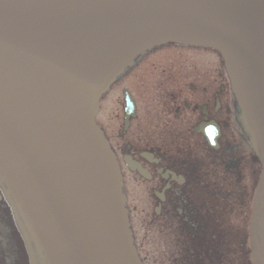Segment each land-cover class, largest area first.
Instances as JSON below:
<instances>
[{"label":"water","instance_id":"95a60500","mask_svg":"<svg viewBox=\"0 0 264 264\" xmlns=\"http://www.w3.org/2000/svg\"><path fill=\"white\" fill-rule=\"evenodd\" d=\"M166 44L223 60L261 167L248 245L264 264V0H0V175L48 264H144L97 118L113 81Z\"/></svg>","mask_w":264,"mask_h":264},{"label":"flooded vegetation","instance_id":"af4514ba","mask_svg":"<svg viewBox=\"0 0 264 264\" xmlns=\"http://www.w3.org/2000/svg\"><path fill=\"white\" fill-rule=\"evenodd\" d=\"M173 47L177 46L163 45L153 52ZM177 48L206 54L207 69L202 65L179 74L173 80L175 87L168 89L165 102L160 103L158 96L144 88L140 91L131 80L134 70L143 68L149 57L143 56L113 81L109 88L119 86L122 102L105 116L103 125L98 120L100 107L97 121L121 170L131 229L136 224L144 230L148 223L138 224L149 222L151 263L213 264L208 258L217 250L221 233L216 220L207 215L212 210L220 216L223 204L219 199L228 198L225 216L230 224L238 217L249 219V166L258 156L251 125L220 56L199 48ZM126 92L135 103V115L129 118ZM208 137H213V145ZM208 186H212L211 195H207ZM0 244L4 253H0V264H48L1 175ZM135 245L140 255L136 241ZM246 247L249 251L248 240Z\"/></svg>","mask_w":264,"mask_h":264},{"label":"rangeland","instance_id":"374dc122","mask_svg":"<svg viewBox=\"0 0 264 264\" xmlns=\"http://www.w3.org/2000/svg\"><path fill=\"white\" fill-rule=\"evenodd\" d=\"M143 56L149 57L147 58L146 63L143 64V68L140 67L138 70H134V73L131 75V80L133 83L134 81L136 82V85L140 88V91H142V89L144 88L147 89V91L150 90L151 94H154V96H158V100L160 103L165 102V93L168 91V89L175 87L176 84L173 82V80H175L179 74L186 75L190 71H193V69L197 70V68H201L202 65L206 68V66L208 65L207 55L203 52H199L197 50L195 51L194 49L173 47L170 50H163V52H153L152 50ZM171 77H173L172 81L170 79ZM121 102L122 100L119 86H112L101 100L102 116H100L98 119L100 124L105 122V116L109 113H112L113 110H116L118 103ZM259 173L260 167L258 161H256L254 164H250L249 201L251 198V193H253L257 185ZM208 188L209 190L207 191V195H211L213 190L212 186H208ZM220 196L224 197L223 194ZM219 201L224 205H222L221 215L219 216L218 214L217 216L215 214H212V210L207 215L208 218L213 217L216 220L217 228L221 233L220 244L216 245L217 250L213 249V257L208 258V263L212 262L213 264H251L249 251L246 247V242L248 240L249 233V219L246 221H240L238 217L237 222L232 221L230 224V219L226 218L225 216V211L229 207L226 204H229V200L228 198H220ZM211 208L212 206L208 207V209ZM231 217L235 216L232 215ZM225 219L228 222H226ZM145 224H147V226H145L146 228L144 230L140 226L137 227L136 224H132L134 242L136 241V244L140 247H138L140 249V255L144 259L145 264H152V241L149 222H141L138 225L144 226ZM227 229H230L232 231H228ZM0 253L4 254L2 252V247H0ZM177 256L182 258V255ZM175 260L177 259L175 258ZM181 261L183 260H179L177 264H181Z\"/></svg>","mask_w":264,"mask_h":264}]
</instances>
